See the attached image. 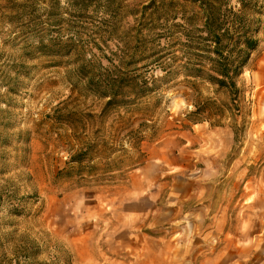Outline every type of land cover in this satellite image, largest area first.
<instances>
[{
    "label": "rangeland",
    "instance_id": "1",
    "mask_svg": "<svg viewBox=\"0 0 264 264\" xmlns=\"http://www.w3.org/2000/svg\"><path fill=\"white\" fill-rule=\"evenodd\" d=\"M147 1L0 0V253L6 258L14 261L15 249L28 246L29 259L15 254L21 264H117L116 234H140L139 244L143 234H181L179 224L122 226L111 200L141 162L144 142L176 136L179 142L181 132L200 122L233 137L219 158L216 199L223 207L249 194L260 208L248 210L253 230L264 225V0H254L263 9L261 42L235 91L181 73L162 78V65L148 64L134 75L151 90L101 113L105 99L72 72L75 54L113 70L121 40ZM166 26L160 21L143 31L148 45L165 46ZM70 42L77 46L70 55L44 53ZM177 44L169 51L179 54ZM85 149L81 166L71 161ZM237 247L243 252L241 239ZM253 250V264L264 261V246Z\"/></svg>",
    "mask_w": 264,
    "mask_h": 264
},
{
    "label": "crops",
    "instance_id": "2",
    "mask_svg": "<svg viewBox=\"0 0 264 264\" xmlns=\"http://www.w3.org/2000/svg\"><path fill=\"white\" fill-rule=\"evenodd\" d=\"M176 139L144 142L141 162L115 189L111 203L122 226L157 229L179 224L181 234H143L142 244L136 241L140 234H116L112 249L117 264H238V255L239 264H253L254 247L264 246V225L253 230L248 210L260 209L259 203L242 194L222 207L215 197L221 181L219 158L233 144L230 130L194 123L191 131L181 132L179 142ZM205 222L208 226H202Z\"/></svg>",
    "mask_w": 264,
    "mask_h": 264
},
{
    "label": "trees",
    "instance_id": "3",
    "mask_svg": "<svg viewBox=\"0 0 264 264\" xmlns=\"http://www.w3.org/2000/svg\"><path fill=\"white\" fill-rule=\"evenodd\" d=\"M227 2L148 0L134 14L136 25L127 33V39L121 40L124 47L122 56L118 58V66L111 71L100 64L95 68L75 54L72 72L83 80L88 91L105 99L101 113L110 106L122 103L127 95L138 97L151 90L146 80L134 75L148 64L162 65V78L181 73L186 78L203 79L220 89L235 91L237 78L259 45L263 9L254 0H235L236 6H230ZM160 21L167 25V42L165 46H150L143 31L154 28ZM114 31V25L110 24L108 34L112 35ZM128 40H132V44ZM168 42L179 43V54L169 51ZM76 47L74 42H70L44 53L70 55L69 51ZM71 113L67 112L64 116ZM85 155L86 149L80 150L70 159L81 166ZM14 252L16 255L22 252L24 261L33 255L28 246L16 248ZM15 254L12 261L0 253V264H21Z\"/></svg>",
    "mask_w": 264,
    "mask_h": 264
}]
</instances>
